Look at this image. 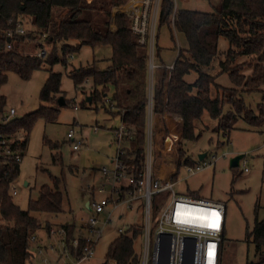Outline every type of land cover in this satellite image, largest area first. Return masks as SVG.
<instances>
[{"label": "trees", "instance_id": "obj_1", "mask_svg": "<svg viewBox=\"0 0 264 264\" xmlns=\"http://www.w3.org/2000/svg\"><path fill=\"white\" fill-rule=\"evenodd\" d=\"M129 1L0 0V86L7 82L9 72H15L23 79L31 78L39 69L49 72L41 91L42 104L35 111L6 124L0 122V133L10 139L11 150L22 154L35 120L57 119L60 109L54 104H58V97L64 92L61 89L62 74L54 70V65L63 62L67 66L71 53L82 46H110L112 49L106 68L89 64L71 70L70 76L77 90L86 87V80L91 81V99L83 101V106H106L107 102V109L121 116L123 126L130 133V138L124 140L128 145L123 146L122 159L131 170L143 167L150 104L154 116L168 114L183 118V141L199 138L201 134L196 129L205 112L217 120V133L227 136L240 118L252 125L264 124V0H216L212 12L177 9L174 18V1L161 0L158 27L171 26L173 21L177 32L185 36L188 47L179 48L172 68L164 63L159 65L155 60L159 54L156 33L155 66L152 70L149 48L138 42L134 33L124 27L121 34H110L113 8ZM20 21L24 22L26 28L23 34L16 31ZM119 21L127 25L131 18L120 15ZM26 22L30 28L26 27ZM113 27L117 32L115 22ZM222 36L228 40L230 47L220 60L221 73H228L234 87L220 86L217 75L205 71L220 54L219 38ZM8 44H11V48H8ZM40 48L46 51L44 57L38 55ZM241 57L247 61L238 64L237 60ZM245 67L251 68V73H244ZM193 71L198 76L194 82H189L186 77ZM213 87L216 88L215 95L212 94ZM237 87L242 89L235 95ZM110 91L111 97L108 99ZM253 92L262 95V101L258 104L259 114L251 105H247L243 96ZM71 102L75 101L65 98L63 105ZM5 105V95L0 93V116ZM226 105L229 106L228 110H225ZM169 122L178 133L181 118L176 121L170 117ZM49 143L58 149L57 142L49 140ZM176 148L178 169L182 165L195 164L192 155L183 148L182 141ZM2 150L0 148V262L34 264L31 238L42 227L48 231L52 228L49 222L44 225L36 213L63 212L65 194L60 189L61 180L50 174L53 184L43 185L38 199H30L28 207L22 209L14 202L10 192V183L20 172L21 161L13 160L6 153L2 155ZM59 158L56 153L54 161L58 162ZM63 225L67 234L64 240L60 238V250L65 245L71 246L77 229L72 222ZM140 233V226H135L131 235L121 234L111 244L108 258L128 262L136 254L135 244ZM224 237L225 232L220 264ZM247 240L253 242L260 253L258 263L248 264H264V219H256Z\"/></svg>", "mask_w": 264, "mask_h": 264}, {"label": "rangeland", "instance_id": "obj_2", "mask_svg": "<svg viewBox=\"0 0 264 264\" xmlns=\"http://www.w3.org/2000/svg\"><path fill=\"white\" fill-rule=\"evenodd\" d=\"M174 2L177 9L201 12H212L213 5L217 3L216 0H174ZM26 25L31 27L28 23ZM113 26L114 23L111 22V36ZM117 26L119 30V21ZM156 33L159 47V54L155 59L157 64H173L179 48L188 47L185 36L177 32L173 21L171 26L158 27L157 24ZM229 47L228 40L223 36L220 37V54L210 67L205 68L207 73L217 75V83L223 87H234L228 73H221L220 66V60L224 58V52ZM111 53L110 46L97 48L82 46L71 53L67 66L63 62L54 65V70L62 74L61 89L64 93L60 96L75 102L67 105L54 104L60 109L54 121H47L44 118L35 120L29 132L28 144L22 151L20 172L12 182L18 191L16 195H13L14 202L22 209H26L30 199H38L43 185L53 184L50 174L61 180L60 189L65 194L64 211L59 214L36 213L44 225L49 222L51 226L58 229L59 226L72 222L79 227L82 223L80 217L87 218L92 213L86 205L92 197L91 187L97 188L105 181L102 169L105 167L111 171L114 170L117 149L128 145L125 141L118 142L115 136L116 128L123 127L121 116L109 111L107 102L106 106L103 104L83 106V101L91 99V81L86 80V87L77 90L70 76L71 70L89 64L106 68ZM245 61H247L246 58L241 57L237 63ZM243 72L249 74L251 68L245 67ZM48 76L49 72L46 69L36 70L29 79H23L15 72H9L7 82L0 86V93L6 98L5 109L14 107L16 117L35 111L42 104L41 91ZM197 76L198 73L193 71L186 79L194 82ZM241 89L237 87L235 95H238ZM212 92L216 94L215 87L212 88ZM243 96L247 105H251L259 114L258 104L262 101L261 93H246ZM110 97L111 91L108 93V99ZM75 105L78 107L76 108ZM228 108L229 106L226 105L225 110ZM247 113L245 112L246 115ZM216 125L217 120L212 119L205 112L196 129L197 133L201 134L199 138L183 141L181 136L178 140V143L182 141L183 148L192 155L195 164L199 162V155L203 153H206L205 160L215 162L195 172H189L186 165L180 166L173 177L174 190L177 195L193 196L226 204L222 264L258 263L260 253L257 252L253 242H248L247 234L253 229L256 219H264V124L252 125L246 119L240 118L229 136L218 134ZM71 130L74 132L75 141L67 137ZM159 134L173 137L165 123L163 132ZM157 137L158 139L160 137L158 132L155 138ZM49 140L57 142L58 149L53 148ZM77 141L81 143L77 149H74L73 145ZM56 153L60 157L58 162L54 161ZM235 157L241 158L237 166H232L231 160ZM245 167L248 171L244 170ZM100 196L101 194L97 193V197ZM154 204H156L155 200ZM143 221L144 214L140 207L130 209L124 205L116 211L96 243L93 264H102L108 258L111 244L121 235L119 228L124 229L123 234L131 235L132 227H141ZM157 221V217L153 218V226H156ZM37 236V241L31 244L35 261L41 258L38 253L39 247L51 249L54 246L57 251L62 247L59 235L49 234L45 227L38 229ZM141 244L142 240L139 238L136 244L137 252H141Z\"/></svg>", "mask_w": 264, "mask_h": 264}, {"label": "built area", "instance_id": "obj_3", "mask_svg": "<svg viewBox=\"0 0 264 264\" xmlns=\"http://www.w3.org/2000/svg\"><path fill=\"white\" fill-rule=\"evenodd\" d=\"M160 3L161 0H130L123 6L114 7L112 11L113 23H118L120 15L131 18V22L127 25L119 21L117 34L125 27L130 33L135 34L138 42L147 44L152 60L150 63H153L152 69L155 66L153 60ZM176 10L174 2L173 18ZM23 23L20 21L17 24L16 31L20 34L25 33L26 28ZM8 48H11V44H8ZM38 55L44 57L45 49L40 48ZM169 67L172 68L173 64ZM164 116L165 124L170 132L173 131L169 122L170 117H167L168 114ZM14 118H16V109L11 107L2 111L0 122L6 124ZM171 118L177 121L180 117L173 115ZM183 124L182 121L178 133L171 132L173 137L160 135L150 104L143 167L139 170L129 169L122 159L124 147L118 148L114 158V170L104 167L102 172L105 181L97 188L91 187L92 197L88 200V206L92 213L87 218L80 217L82 223L76 229V236L72 239L71 246L65 245L58 251L54 246L51 249L39 247L38 253L41 258L34 264H93L95 246L103 229L112 220L113 214L124 205L130 209L140 207L143 210L144 221L140 227V236L136 239V244L139 238L142 240L141 252H137L136 248V254L128 262L106 258L102 264H220L223 235L226 230V204L177 195L174 190L173 177L178 170L176 145L182 136ZM157 132L159 139L155 138ZM115 133L119 142L130 138V133L124 126L117 128ZM74 136L72 130L67 135L72 141H75ZM80 143L81 141H77L73 148L77 149ZM163 143L165 145H162ZM0 148L3 149L2 155L6 153L17 162L23 159L20 151L11 150L10 139L2 133H0ZM214 162L204 158L199 159V162L188 166L187 169L189 172H195ZM244 170L248 171V168L245 167ZM96 191L101 194L100 197H97ZM10 192L12 195L18 193L17 187L12 185V182ZM168 199L170 200L167 202ZM156 217L158 221L156 226H153V218ZM209 224L215 226L209 227ZM119 232L123 234L124 229L119 228ZM49 234H58L64 240L67 231L64 225H61L58 229L52 227ZM37 238L36 234L31 241L36 242Z\"/></svg>", "mask_w": 264, "mask_h": 264}, {"label": "crops", "instance_id": "obj_4", "mask_svg": "<svg viewBox=\"0 0 264 264\" xmlns=\"http://www.w3.org/2000/svg\"><path fill=\"white\" fill-rule=\"evenodd\" d=\"M114 30L112 29V36H116L117 35V32L116 31H114ZM111 32V31H110ZM172 65V64H171ZM167 117H173V115H168ZM180 118H181V120L183 121V118L181 117V116H179ZM163 118H165V116L164 115H157V116H155V123H156V128H157V131L159 132V133H162L163 132V128H164V123H165V120L163 119ZM162 129V132H160V130ZM182 130H183V128H182ZM171 132H173V131H171ZM182 134H183V132H182ZM88 204V201L86 202V205ZM53 227V226H52Z\"/></svg>", "mask_w": 264, "mask_h": 264}, {"label": "water", "instance_id": "obj_5", "mask_svg": "<svg viewBox=\"0 0 264 264\" xmlns=\"http://www.w3.org/2000/svg\"><path fill=\"white\" fill-rule=\"evenodd\" d=\"M153 67V63L150 64V69ZM58 103L60 105H63L65 103V99L63 96H60L59 97V100H58ZM204 157H206V153H203V154H200L199 155V159L202 160ZM241 157H235L231 160V165L232 166H237V164L239 163V160H240ZM87 207L89 208L88 204H87Z\"/></svg>", "mask_w": 264, "mask_h": 264}, {"label": "snow or ice", "instance_id": "obj_6", "mask_svg": "<svg viewBox=\"0 0 264 264\" xmlns=\"http://www.w3.org/2000/svg\"><path fill=\"white\" fill-rule=\"evenodd\" d=\"M212 215L214 216L215 213H213ZM208 226H209V227H214L215 225H214V224H209Z\"/></svg>", "mask_w": 264, "mask_h": 264}]
</instances>
